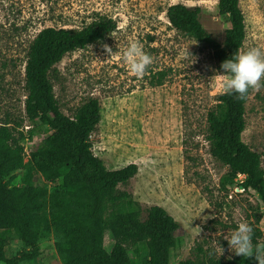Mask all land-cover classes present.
<instances>
[{"label": "rangeland", "instance_id": "1", "mask_svg": "<svg viewBox=\"0 0 264 264\" xmlns=\"http://www.w3.org/2000/svg\"><path fill=\"white\" fill-rule=\"evenodd\" d=\"M217 2L0 0V124L15 126V135L23 134L20 144L27 151L41 146L49 133L38 122H30L24 110L25 64L34 37L45 27L80 29L101 18L116 22L115 30L100 40L66 53L50 68L48 78L66 115L74 116L87 100L98 99L101 119L90 135L93 153L108 169L138 165L137 173L118 189L129 192L143 209L154 204L164 207L179 222L170 264L187 258L225 261L237 257L228 251L224 236L240 222L258 228V240L264 243L260 195L251 188L221 182L227 166L212 156L206 138L207 114L222 93L218 74L223 70L211 47L174 28L166 15L175 3L200 6L203 26L222 41L230 24L219 15ZM240 8L246 35L239 53L264 48V0H240ZM130 41H139L153 58L142 78L132 74L122 59ZM104 45L112 49L110 56ZM241 138L260 154L264 169V87L249 94ZM22 175L17 167L5 181L9 187H19ZM33 183L47 188L44 206L49 225L36 243L37 256L19 264H63L57 248L63 227L56 221L61 217L60 206L49 196L48 180L36 174ZM77 210L81 218L86 216L82 208ZM0 236L6 257L27 249L13 230H0ZM112 244L106 232L105 248L109 251ZM127 249L132 263L142 264L146 250L140 244H128Z\"/></svg>", "mask_w": 264, "mask_h": 264}, {"label": "trees", "instance_id": "2", "mask_svg": "<svg viewBox=\"0 0 264 264\" xmlns=\"http://www.w3.org/2000/svg\"><path fill=\"white\" fill-rule=\"evenodd\" d=\"M218 13L229 20L222 41L215 39L203 26L200 6L175 3L167 8L170 24L211 47L221 64L240 52L246 35L240 0H218ZM111 18L92 21L80 29L45 27L29 45L25 64L24 110L27 119L38 122L47 132L43 144L24 159L20 144L21 132L10 122L0 124V230L17 233L26 250L12 257L4 253L0 236V261L19 264L33 260L37 241L49 225L44 206L47 188L33 183L36 174L50 182L49 196L60 206L61 238L57 248L63 264H133L128 244H140L146 250L142 264H170V251L176 245L180 224L157 204L145 209L118 185L129 181L138 171L136 163L108 169L92 151L90 135L101 119L100 103L90 98L74 116L64 114L57 104L48 78L50 68L68 52L96 42L116 28ZM245 100L236 94L221 93L215 108L208 112L206 136L210 153L227 166L221 182L235 183L239 173L245 174L240 189L255 190L264 203V169L261 156L241 138L245 129ZM33 130L29 134H32ZM23 170L19 187L5 181L15 168ZM56 180V181H55ZM59 180V181H58ZM75 207V211H73ZM82 208L86 216L78 212ZM34 211V212H33ZM144 214V215H143ZM31 216V219H29ZM254 230L253 243L259 242L260 230ZM108 232L113 244L108 251L104 235ZM180 264H258L254 258L237 256L228 260H194Z\"/></svg>", "mask_w": 264, "mask_h": 264}, {"label": "clouds", "instance_id": "3", "mask_svg": "<svg viewBox=\"0 0 264 264\" xmlns=\"http://www.w3.org/2000/svg\"><path fill=\"white\" fill-rule=\"evenodd\" d=\"M110 56L112 49L104 45ZM187 56L189 53L187 52ZM122 59L130 72L142 78L153 64V58L143 50L139 41H130L123 49ZM220 89L224 94H236L238 100H245L249 90L259 91L264 87V48L252 47L246 52H236L221 64ZM254 230L247 222L238 223L231 234L224 236L228 251L244 258H254L258 264H264V243H253ZM221 248V247H220ZM224 250L221 248V252Z\"/></svg>", "mask_w": 264, "mask_h": 264}, {"label": "built area", "instance_id": "4", "mask_svg": "<svg viewBox=\"0 0 264 264\" xmlns=\"http://www.w3.org/2000/svg\"><path fill=\"white\" fill-rule=\"evenodd\" d=\"M31 151H32L31 149H29V151H27L26 147H24V153H25L26 157L29 156V154H30ZM244 178H245V174L239 173L237 175V177L235 178V183L237 184L238 182H242L244 180Z\"/></svg>", "mask_w": 264, "mask_h": 264}]
</instances>
